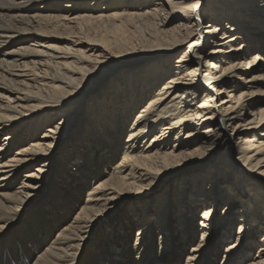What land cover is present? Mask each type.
I'll return each instance as SVG.
<instances>
[{"label":"bare ground","instance_id":"bare-ground-1","mask_svg":"<svg viewBox=\"0 0 264 264\" xmlns=\"http://www.w3.org/2000/svg\"><path fill=\"white\" fill-rule=\"evenodd\" d=\"M234 20L264 44V0H0V264H264V110L240 123L203 91L223 69L215 46L244 41L238 65L252 42Z\"/></svg>","mask_w":264,"mask_h":264},{"label":"rangeland","instance_id":"rangeland-1","mask_svg":"<svg viewBox=\"0 0 264 264\" xmlns=\"http://www.w3.org/2000/svg\"><path fill=\"white\" fill-rule=\"evenodd\" d=\"M242 20L241 21L234 20V21L236 22L235 23L236 26L239 25V29L243 30L244 36L245 35L249 36V39L251 38L253 41L257 40L258 38L262 39L261 36L257 35V31L253 29V25L251 23L242 22ZM207 23H209V20H207L204 23V25H206ZM204 25L201 28V31L206 29V27H204ZM228 25L229 24L224 23L223 27L225 28V30H228ZM262 33H264V32H262ZM94 35L97 37V34H94V33H92V35L90 37L95 38ZM262 36H264V34ZM246 38H248V37L245 36V39ZM231 39H230L231 41H227L225 39V40H223L222 45L215 46V48H218L220 51L218 53H216L217 58H215L213 60H215V64L217 66H220V67L222 66L223 69H221L218 73H216V77L210 83V85H211L210 87L212 88V85H213L214 88H219L218 93L215 94L214 93L215 91L212 90L211 88L207 89L206 87L205 88L202 87L203 86L202 82H204V81H202V79L205 77L197 78L196 82H197V85H199L201 89L203 88V91L205 93H209L211 96L213 95L214 102L217 100L216 104L218 105V108H220V107L229 108L227 112H232V111L243 109V112H244L243 113V120H240V123H245V121H247L248 119H250V117H252L251 114L258 112V110H260L262 108L264 110V44L262 43V44H260L261 46L258 47V45H256V43H254L251 39L250 40L252 42L250 44L247 41V43H246L247 46L245 48V54H244L243 58L241 59L240 64L237 65L236 62H238V60H236V62H235L234 61L235 57H233V56L235 54H238V52H240L242 50L243 47H241V45L243 44L244 41L243 42H241V40L234 41L233 38H231ZM263 40H264V38H263ZM213 48L214 47L204 48L203 50L207 54ZM182 50L183 49H181L177 53H174L171 56L172 62L174 61L175 58L178 57V55L182 52ZM255 54H256V56H258V58H256L254 61L251 62L252 56H255ZM205 61H207V63H205ZM211 61H212V59H210V58H207V60H205V58L203 59V64H205V66L207 65V69L208 68L210 69V62ZM110 66H111V64L107 66V69L110 68ZM107 69H105V70H107ZM217 69L218 68H216V70ZM211 71H214V70H211ZM231 71H235L236 73H238V75H234V76L229 75V72H231ZM130 72H132V67L127 68L123 72L121 77H126L128 75V73H130ZM228 76H231V77H228ZM226 77H227V79H226ZM224 80L228 81V83H226V85H224L222 87V86H220V83ZM112 84H114V83H112ZM107 91H108V88H107ZM114 100H116V98L113 99V101ZM196 101H198V97L197 98L194 97V99L190 102L191 106L198 104V103H196ZM113 104H108L109 105L108 107L110 110L109 115L111 117L114 116L113 114L116 113V110H117V107H115L113 110ZM216 106H213V108ZM189 107L190 106H186L185 108H189ZM93 109L94 108H91L90 109L91 111H89V117L92 120V123L89 126L90 129L92 127H99L101 125L99 118H97V116H98V114L96 113L97 111H94L97 108L94 110ZM112 110H113V112H112ZM138 110H139V106L133 110L131 118L134 117V115L138 112ZM86 115H85V117H86ZM62 116L63 115L60 114V115H57L54 117H55V120H57V119L61 118ZM110 116H109V118H110ZM131 121L132 120L130 119L125 125L126 126L125 132L121 136L122 140H124L126 138L125 135L127 134L128 130H129V126L131 124ZM236 123H238V122H236ZM201 127H203V125L199 126V128H201ZM91 131H93V129ZM153 134H154V132L149 134V137H151ZM174 135H175V133H174ZM173 136H172V138H174ZM249 136H251V134ZM241 137H243L242 139H244V135H242ZM242 139L241 140L239 139L240 141L237 142V144H238L237 146L236 145L233 146V143H232V146L234 147V149L236 151L240 150V147H242V145H244L246 143V142H243ZM236 140H238V139H235V141ZM91 144L92 143H91V139H90L89 143L87 142V144H86L87 147L84 148L86 150V156H84V157L81 156L79 158V160H77L75 162L73 161L72 163H70V165H73V167H74L77 165V163H81V159L87 157L88 153L91 151ZM92 147H93V145H92ZM72 148H73L72 144L65 146V150L63 149L64 153L70 151ZM221 152H223V149L220 151V154H221ZM62 163H63V161H62ZM25 171H27V170H25ZM23 173H24V171L21 174H23ZM91 182H92V180L90 181V183ZM180 186H182V185H177V186L172 187L171 191H173L172 192L173 195L174 194L176 195V192L178 193L180 191V189H181ZM208 186H209V183L205 182V185H203V189H206ZM87 191H88V187H86L85 190H83V193H82L83 198L87 194ZM221 191H222L221 193L224 196H226V200L222 204L218 205L215 208V211H216L215 212L216 213L215 218L217 220L219 219V217L221 216V214L224 210L223 207L226 206L230 202V199L232 196L229 188L226 186L223 187ZM251 191H247V193H245V195H243V197L241 198V201H246V199H248L247 197L249 196V193ZM191 194H192V188H191L190 197H191ZM158 200L159 201L157 202L156 206L154 205L155 211L158 210V208L160 207L161 202H160V199H158ZM143 205L144 204L138 205L134 209L140 211L144 207ZM236 209L238 210L239 208L237 207ZM203 210H204V206H201L200 209L198 210V212L201 213ZM127 211H128V209H127ZM260 214H261L260 212H258V214H256L255 221H259L260 218H262V216ZM147 216H148V213H147ZM152 216H154V215H152ZM236 217L237 216H235L234 218H236ZM151 218L152 217H150V216L146 217L144 222L146 221V219H151ZM176 218L178 219V213L174 217L175 226L178 227L179 223H178V220ZM141 220H142V212L139 213V216L137 217V219L132 224H130L129 226H125V228H123V229L119 228L120 230L119 229L118 230H119V232L121 230L123 232H126L127 234H125V238H127V239H128V237H130V235L134 238L136 233H137V228H138ZM112 228H113L112 225L109 226V228H108L109 233H110ZM175 229H176V227H175ZM241 230L242 229H240L238 222L235 221L234 226L231 229L232 237H231V239H229L227 241V243L233 242L234 236H236V233L238 231H241ZM122 231L120 233H122ZM102 233H103V230L101 232H99V236H98L100 244L102 243L101 240L103 238ZM106 238H107V241H105V242H107V244H109V242H108L109 237L106 236ZM199 238H200V236L197 235V237L195 238V240L192 244H195L199 240ZM260 239H262L261 234L259 235L257 242ZM123 242H124L123 239H120L119 241L116 242L117 245L115 247H113V248H116L119 253L122 252L121 250L124 247ZM257 242L255 241V250H257V248L259 247ZM225 246H226V243L224 246L221 247V255L224 254L223 251H224ZM188 248H189V246L187 247V249ZM108 260H109V251L106 253V258H105V261H103V263L108 264ZM218 261H217V263H218ZM172 264H174V262H172Z\"/></svg>","mask_w":264,"mask_h":264}]
</instances>
